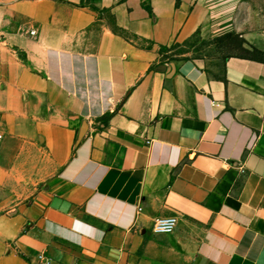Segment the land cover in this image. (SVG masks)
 <instances>
[{
    "label": "crops",
    "instance_id": "1",
    "mask_svg": "<svg viewBox=\"0 0 264 264\" xmlns=\"http://www.w3.org/2000/svg\"><path fill=\"white\" fill-rule=\"evenodd\" d=\"M209 7L0 0V264H264V61H159Z\"/></svg>",
    "mask_w": 264,
    "mask_h": 264
},
{
    "label": "rangeland",
    "instance_id": "2",
    "mask_svg": "<svg viewBox=\"0 0 264 264\" xmlns=\"http://www.w3.org/2000/svg\"><path fill=\"white\" fill-rule=\"evenodd\" d=\"M210 6L211 34L198 33L160 50V62L209 61L259 50L264 56V0H204ZM239 40L243 42L238 44Z\"/></svg>",
    "mask_w": 264,
    "mask_h": 264
},
{
    "label": "built area",
    "instance_id": "3",
    "mask_svg": "<svg viewBox=\"0 0 264 264\" xmlns=\"http://www.w3.org/2000/svg\"><path fill=\"white\" fill-rule=\"evenodd\" d=\"M2 139L3 136L0 133V144L2 142ZM175 226L176 218L174 216L158 217L153 223L152 231L155 233H170L174 230Z\"/></svg>",
    "mask_w": 264,
    "mask_h": 264
},
{
    "label": "trees",
    "instance_id": "4",
    "mask_svg": "<svg viewBox=\"0 0 264 264\" xmlns=\"http://www.w3.org/2000/svg\"><path fill=\"white\" fill-rule=\"evenodd\" d=\"M242 42H243L242 40H239L238 44L241 45ZM248 53H249L248 55H239V56L264 61V56L262 55V53L259 50L254 49L252 51H248Z\"/></svg>",
    "mask_w": 264,
    "mask_h": 264
}]
</instances>
